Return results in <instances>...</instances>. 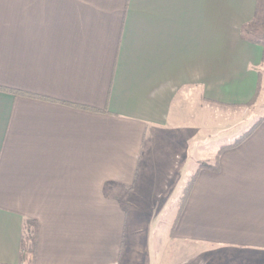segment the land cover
<instances>
[{
	"label": "crops",
	"instance_id": "0c3cea01",
	"mask_svg": "<svg viewBox=\"0 0 264 264\" xmlns=\"http://www.w3.org/2000/svg\"><path fill=\"white\" fill-rule=\"evenodd\" d=\"M263 28V0H0V264L27 219L33 264H264V120L204 149Z\"/></svg>",
	"mask_w": 264,
	"mask_h": 264
},
{
	"label": "rangeland",
	"instance_id": "374dc122",
	"mask_svg": "<svg viewBox=\"0 0 264 264\" xmlns=\"http://www.w3.org/2000/svg\"><path fill=\"white\" fill-rule=\"evenodd\" d=\"M263 30L264 28L262 31ZM261 73L262 79L257 95L254 101L249 105L226 104L218 106L211 104V130L209 133L210 139L207 140L209 143L204 147L205 152H210L213 154L220 145L235 142L245 132L250 130L257 122L264 118V64L261 69ZM206 138L207 136L205 135V139ZM194 164L192 167H194ZM193 170H195V167L192 168V171ZM182 185L186 186V183ZM178 202L179 199L176 200L175 204H178ZM178 246L179 264H193L196 262L193 260V258L197 257L201 259L203 250L207 249V246L204 247L196 243L180 242ZM213 248L214 247H211V250H213ZM32 259L33 254L29 255L21 264H33ZM183 260L184 262H182Z\"/></svg>",
	"mask_w": 264,
	"mask_h": 264
},
{
	"label": "trees",
	"instance_id": "16d2710c",
	"mask_svg": "<svg viewBox=\"0 0 264 264\" xmlns=\"http://www.w3.org/2000/svg\"><path fill=\"white\" fill-rule=\"evenodd\" d=\"M257 92H256V95H257ZM256 95L254 96L252 100L242 105H249L250 103H252ZM263 120L264 118H262L259 122H257L250 130L245 132L240 138H238L233 143H239L243 141L246 137H248L253 132V130ZM37 241H38V222L35 219H27L24 224V233H23V239H22V256H21L22 260L19 264H21L29 255L33 254V256H35L36 249H37ZM33 261L34 259H32V263Z\"/></svg>",
	"mask_w": 264,
	"mask_h": 264
}]
</instances>
